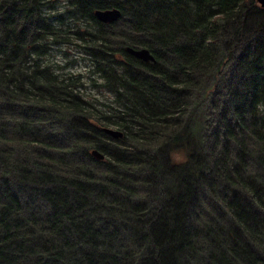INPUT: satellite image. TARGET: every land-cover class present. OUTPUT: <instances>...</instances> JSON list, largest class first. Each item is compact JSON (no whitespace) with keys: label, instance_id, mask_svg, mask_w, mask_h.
<instances>
[{"label":"trees","instance_id":"obj_1","mask_svg":"<svg viewBox=\"0 0 264 264\" xmlns=\"http://www.w3.org/2000/svg\"><path fill=\"white\" fill-rule=\"evenodd\" d=\"M0 264H264V7L0 0Z\"/></svg>","mask_w":264,"mask_h":264},{"label":"water","instance_id":"obj_2","mask_svg":"<svg viewBox=\"0 0 264 264\" xmlns=\"http://www.w3.org/2000/svg\"><path fill=\"white\" fill-rule=\"evenodd\" d=\"M259 4L264 7V0H257ZM96 17L103 22H112L116 21L121 16V9L118 7L113 8H97L95 10ZM126 50L136 57L144 60V61H154L155 56L153 52L148 47H136L133 45H128ZM104 131L110 134L114 138H120L123 136L124 132L118 127L113 126H104ZM92 154L95 155L96 158L103 159L105 154L102 153L99 149L95 148L92 150Z\"/></svg>","mask_w":264,"mask_h":264},{"label":"rangeland","instance_id":"obj_3","mask_svg":"<svg viewBox=\"0 0 264 264\" xmlns=\"http://www.w3.org/2000/svg\"><path fill=\"white\" fill-rule=\"evenodd\" d=\"M67 55L69 57H67V59H65V54L63 51H60L58 54L57 59L60 61L62 60V62H69L68 66L65 67V71L66 70H75V71H83L86 72L87 69L85 67V65L88 62V59L84 56H82V52H80V47L77 46H72L70 48H68V53ZM67 60V61H66ZM92 90H94V88H91ZM94 93L99 97V99L102 100H106L107 98L110 97V94L106 91H102V92H98L97 90L94 91ZM177 158L183 159L184 158V153L183 152H178L176 154Z\"/></svg>","mask_w":264,"mask_h":264},{"label":"bare ground","instance_id":"obj_4","mask_svg":"<svg viewBox=\"0 0 264 264\" xmlns=\"http://www.w3.org/2000/svg\"><path fill=\"white\" fill-rule=\"evenodd\" d=\"M109 8H113V7H109ZM104 9H105V8H104ZM113 127H114V126H113ZM93 149H95V148H93ZM93 149H92V150H93ZM92 150H91V152H92ZM94 156H95V155H94Z\"/></svg>","mask_w":264,"mask_h":264}]
</instances>
